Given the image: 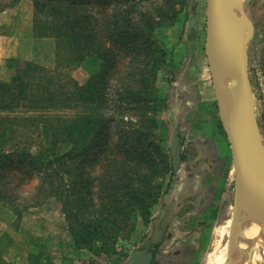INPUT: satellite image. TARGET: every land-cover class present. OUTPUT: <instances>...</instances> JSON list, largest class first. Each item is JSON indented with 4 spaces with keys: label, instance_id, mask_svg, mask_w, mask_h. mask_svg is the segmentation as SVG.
I'll return each mask as SVG.
<instances>
[{
    "label": "trees",
    "instance_id": "16d2710c",
    "mask_svg": "<svg viewBox=\"0 0 264 264\" xmlns=\"http://www.w3.org/2000/svg\"><path fill=\"white\" fill-rule=\"evenodd\" d=\"M18 1L0 0V11ZM148 1L31 0L33 34L54 38L58 63L78 66L93 57L99 62L98 70L73 93L54 83L56 76L51 73L55 72L31 63H24L23 71L16 67L9 81H0V203L8 206L14 203V190L9 187L8 178L15 177L18 182L14 186H20L35 174L39 177L38 191L61 201L69 222V235L79 248H91L97 239L104 249L110 246L116 234L128 226L133 209L148 210L159 196L161 183L153 181L155 176L172 172L164 152L160 151L157 161L149 148L154 144L152 133L156 122L145 112L150 106L154 109L150 105L154 102L152 81L161 71L162 62L160 56L156 58V53L162 52L156 50L149 32L168 13L175 14L173 5L182 0L156 2L157 17L144 9ZM133 12L138 13L139 19L130 16ZM112 80L119 81L124 101L136 107L139 121L132 130L125 127L122 117H106L103 103L108 99L107 92L114 88ZM54 91L60 92V100L66 96L69 102H62L63 106L74 104L77 115L70 119L42 120L49 123L42 130L37 127L35 117H2L19 104L26 111L56 106ZM32 123L48 141L40 143L33 154L30 147L11 142L15 127L27 129ZM115 134L119 136L116 143ZM67 140L69 149L59 150V144ZM159 149L163 147L157 144L155 150ZM17 172L23 176L15 175ZM54 176L58 177L56 185ZM95 187L97 192L93 191Z\"/></svg>",
    "mask_w": 264,
    "mask_h": 264
},
{
    "label": "rangeland",
    "instance_id": "374dc122",
    "mask_svg": "<svg viewBox=\"0 0 264 264\" xmlns=\"http://www.w3.org/2000/svg\"><path fill=\"white\" fill-rule=\"evenodd\" d=\"M149 1L144 4V9L157 17L156 2L161 4L163 0H153V4ZM173 7L177 12L175 14L170 12L171 16L168 13L167 18L163 19L160 25L152 26L149 32L153 45L157 47L156 50L162 52L156 53V58L160 56L162 62L161 71L155 74L152 81L154 102L150 105H154V109L150 106L145 113L152 116L156 122L152 133L154 134L152 138H155L154 144L149 148L157 161H160V151H163L165 161L170 163L172 168L171 142L175 137L180 138L179 170L175 174L172 169L171 173L166 172L163 177L155 176L153 181L161 183L159 196L148 210L133 209L128 226L125 225L116 234V238L111 240V245L106 246V250L98 239L91 248H79L75 244L69 235V222L65 219L61 201L52 194L45 197L44 193L38 191V176L33 174L29 181L22 182L20 186H14L18 182L15 177L8 178L15 199L13 206L0 203V264H125L131 253L136 250L145 251L146 254L152 253L153 256L157 239L155 222L162 217L161 214L171 209L175 211L177 218H180L179 214L185 213L190 207L196 208L195 213L202 215L200 218L194 216L190 221L194 225L199 221L198 225L204 228L202 246L194 254L193 260L189 258L188 264H229L227 250L233 206V170L204 54L205 0H182L176 2ZM244 10L246 14H252L250 5L244 4ZM130 16L134 19L139 17L137 12L131 13ZM33 37L38 41L42 40L39 46L41 49L38 47V54L35 56L36 61L14 63L13 75L16 67L17 70L23 71L26 69L24 63H31L48 72H55L51 73L56 76H53L54 83L63 86L64 89L69 88L73 93L77 88H82L87 79L97 72L99 62L93 57L87 58L78 66H61L56 56L54 38L35 37L34 34ZM253 70L249 77L256 116L262 124L264 85L259 84ZM28 73H32V70ZM22 79L27 81V78ZM112 84L114 88L107 92L108 99L103 103L106 117H122L125 127L132 130L139 121L136 107L124 101L126 97L121 95L119 81L112 80ZM54 94L56 97L54 101L58 102L56 106L26 111L22 104H19L13 110L5 111L2 117H35L38 119L37 127L42 130L45 124H49L48 121L45 123L42 120L60 117L70 119L77 115L78 110L73 107L74 104L69 107L63 106L62 102H69L65 95L60 100L58 97L60 92L54 91ZM84 110L86 111V107ZM129 122L132 124L129 125ZM34 123L27 125L29 130L15 127L17 131L11 137V142L20 143L18 146L30 147L32 154L40 143L48 142L39 134L40 130L32 126ZM7 137L8 135L3 141ZM118 137V134L113 135L115 143ZM220 142L227 151L219 147ZM157 144L163 149L156 151ZM69 147L70 140H67L60 143L58 149L65 152ZM15 172L12 168L11 174ZM15 175L23 176L21 172ZM57 178L54 176V185L58 184ZM97 190L98 187L93 189L94 192ZM201 221L204 223L200 224ZM199 233L196 234L198 238L202 235V232ZM184 235L183 233L181 238H184ZM149 239L151 243L147 242ZM252 249L257 255L256 264H264V247ZM151 262L154 264L153 260Z\"/></svg>",
    "mask_w": 264,
    "mask_h": 264
},
{
    "label": "water",
    "instance_id": "95a60500",
    "mask_svg": "<svg viewBox=\"0 0 264 264\" xmlns=\"http://www.w3.org/2000/svg\"><path fill=\"white\" fill-rule=\"evenodd\" d=\"M251 1L205 0L204 54L233 170L229 245L239 233L241 209L262 220L264 231V143L256 117L247 57V44L256 25L244 10V4L249 5ZM170 153L175 174L181 161L179 137L172 140ZM159 220L155 222L156 240L162 233ZM151 258V254L136 250L125 264H150ZM229 264H233L231 258Z\"/></svg>",
    "mask_w": 264,
    "mask_h": 264
},
{
    "label": "crops",
    "instance_id": "0c3cea01",
    "mask_svg": "<svg viewBox=\"0 0 264 264\" xmlns=\"http://www.w3.org/2000/svg\"><path fill=\"white\" fill-rule=\"evenodd\" d=\"M255 1V3L254 0L249 3L252 16L247 14L256 25L247 44L248 68L249 73L254 69L259 84L264 85V0ZM32 15L31 0H19L14 6L0 11V81L2 82H6L13 75L14 63L36 61L35 56L38 54V47L42 40L38 41L33 37ZM41 65L47 67L44 63ZM257 122L264 143V123L261 124L259 118ZM219 147L225 150L221 142ZM195 209L188 208L185 213L179 214L180 218H177L175 211L171 209L161 214L158 225L162 233L154 246L156 253L154 252L153 256L155 257L151 258L154 264H188L189 258L194 259V254L202 246V229L204 228L198 225L199 221L195 223L196 225L190 221V218L194 216L198 218L202 216L196 214ZM203 223L204 221L200 222V224ZM199 232H202L200 238L196 235ZM183 233L184 238H181ZM147 242L151 243L150 239ZM150 264L153 263L150 262Z\"/></svg>",
    "mask_w": 264,
    "mask_h": 264
},
{
    "label": "bare ground",
    "instance_id": "6f19581e",
    "mask_svg": "<svg viewBox=\"0 0 264 264\" xmlns=\"http://www.w3.org/2000/svg\"><path fill=\"white\" fill-rule=\"evenodd\" d=\"M238 228L239 233L232 239L231 245L228 241V263L231 258L233 264H256L258 259L252 248L264 247L263 221L241 209Z\"/></svg>",
    "mask_w": 264,
    "mask_h": 264
}]
</instances>
